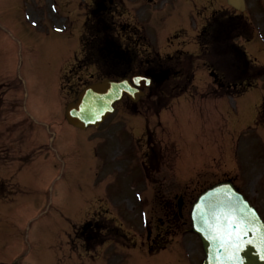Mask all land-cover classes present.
Instances as JSON below:
<instances>
[{
  "label": "rangeland",
  "instance_id": "rangeland-1",
  "mask_svg": "<svg viewBox=\"0 0 264 264\" xmlns=\"http://www.w3.org/2000/svg\"><path fill=\"white\" fill-rule=\"evenodd\" d=\"M117 3L122 6L111 22L123 42L122 55L133 54L140 69L157 60L155 52L163 59L171 55L172 72L180 75L171 74L162 91L147 93L132 108L123 100L98 128L77 131L63 119V103L114 68L110 59L102 56L96 63L81 49L106 22L86 26L89 0H0V215L8 219L4 225L0 217V264L200 262L199 241L189 229L190 205L199 192L225 179L264 216V151L247 136L238 139L252 124L264 90V61H251L261 53L245 46L244 55L243 44L233 43L232 36L225 48L223 35L218 42L209 36V50L192 46L210 12L223 9L222 0ZM190 52L207 57L194 61ZM230 57L238 58L232 63L240 58L253 75L260 72L257 91L230 99L232 91L213 80L211 71L229 79L222 61ZM26 118L44 134L42 140ZM20 133L24 140L15 139ZM50 135L55 142L41 159V142L47 144ZM16 142L28 160L34 157L28 164L14 160ZM39 147L45 150L34 154ZM179 197L183 204L173 223ZM11 199L12 210L4 207ZM88 214L99 223L78 229ZM163 231L171 245L150 252L147 239L156 242L154 234Z\"/></svg>",
  "mask_w": 264,
  "mask_h": 264
},
{
  "label": "water",
  "instance_id": "water-1",
  "mask_svg": "<svg viewBox=\"0 0 264 264\" xmlns=\"http://www.w3.org/2000/svg\"><path fill=\"white\" fill-rule=\"evenodd\" d=\"M140 79L141 82L136 86H143L146 83L143 78ZM124 81L128 80L123 79L118 82L105 80L85 88L80 92L77 100L66 107L65 117L67 121L79 128H84L87 125H97L105 115L113 111V103L119 100L123 94H126L132 101L137 100L142 92L136 87L130 89L125 87L123 85ZM242 206L244 204L236 197L232 186L229 184L214 187L203 195L195 205L192 219L195 228L200 227L205 231L199 232L202 235L204 247L208 254L207 264H232V249L228 244L224 246L225 242L220 240L221 237L216 230L218 228L223 229L226 226L223 222L225 217L234 219L236 214L241 216L243 220L251 218L254 222V224L249 223V226H247L250 231L244 230L247 233V239L252 235L256 236V240H253L255 250L249 247L242 253L244 264H264V259H259L256 255L259 251L260 242L264 240V226L258 222L250 210L244 209ZM239 207L242 209L240 210ZM245 220L244 222L247 224ZM240 221L243 223L241 219ZM243 226L245 225L243 224ZM198 230L200 229L198 228ZM252 231L253 233H251Z\"/></svg>",
  "mask_w": 264,
  "mask_h": 264
},
{
  "label": "snow or ice",
  "instance_id": "snow-or-ice-1",
  "mask_svg": "<svg viewBox=\"0 0 264 264\" xmlns=\"http://www.w3.org/2000/svg\"><path fill=\"white\" fill-rule=\"evenodd\" d=\"M234 31V26L224 25L222 27V34L224 38L225 48H227V40L231 38V33ZM225 72L230 70V62L227 58L223 61ZM141 82L140 78L131 81H124L123 85L127 88H133ZM226 226L223 229L218 228L217 234L227 241V244L232 249V264H244V257L242 253L248 245H254L253 240L246 239L247 233L243 227L239 226L232 217H225ZM260 259H264V240L260 242L259 251L256 253Z\"/></svg>",
  "mask_w": 264,
  "mask_h": 264
},
{
  "label": "bare ground",
  "instance_id": "bare-ground-1",
  "mask_svg": "<svg viewBox=\"0 0 264 264\" xmlns=\"http://www.w3.org/2000/svg\"><path fill=\"white\" fill-rule=\"evenodd\" d=\"M233 1H235L236 3H239V0H233ZM104 107H106V106H104ZM251 238V237H250ZM253 240H256V236L254 237V238H252ZM220 240H222V239H220ZM225 241V240H224ZM226 243V242H225ZM221 246V245H220ZM222 247V246H221ZM248 247L249 246H247V247H245V249H244V251L246 250V248L248 249ZM255 247V246H254ZM253 249V248H252ZM258 249H259V246H258Z\"/></svg>",
  "mask_w": 264,
  "mask_h": 264
},
{
  "label": "flooded vegetation",
  "instance_id": "flooded-vegetation-1",
  "mask_svg": "<svg viewBox=\"0 0 264 264\" xmlns=\"http://www.w3.org/2000/svg\"><path fill=\"white\" fill-rule=\"evenodd\" d=\"M255 1H257V2H263V0H255ZM262 18H264V17H262Z\"/></svg>",
  "mask_w": 264,
  "mask_h": 264
}]
</instances>
